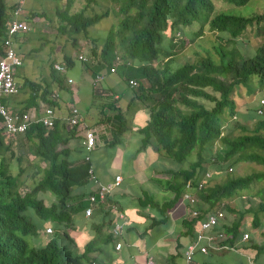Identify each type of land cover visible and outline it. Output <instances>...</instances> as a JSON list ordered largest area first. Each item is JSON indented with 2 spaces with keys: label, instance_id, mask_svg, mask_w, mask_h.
Wrapping results in <instances>:
<instances>
[{
  "label": "trees",
  "instance_id": "trees-1",
  "mask_svg": "<svg viewBox=\"0 0 264 264\" xmlns=\"http://www.w3.org/2000/svg\"><path fill=\"white\" fill-rule=\"evenodd\" d=\"M18 1L8 3L7 0H0V58L13 12L17 8L21 12L23 10ZM36 1L54 3L57 33L70 37L74 46L77 36L88 37L89 29L109 15L107 11L91 15L87 14L88 10L103 2L109 3L118 19V28L109 30L103 45L99 46L95 37L90 39L95 44L90 51L91 60L83 64L95 78L104 70L111 74L113 69V74L120 76L133 92L132 102L140 101L149 109L147 124L138 130L143 136L142 147H153L162 159L175 166L171 171L173 182L170 186L175 200L182 195L186 183L191 182L195 192L192 195L197 200L196 210L201 215L194 220L196 225L206 215L223 212V201L240 197L242 192L251 189L252 184L264 182V115H257L256 110L250 115L239 113L233 99L236 90L244 89L247 95L252 96L257 88L264 89V43L251 57H241L219 48L216 50L218 61L209 55L194 63L175 66L173 60L177 48L184 45L179 33L183 28L200 24L195 33V37H200L207 25L211 31L225 33L234 40L242 36L248 27L260 26L264 22V12L250 17L229 13L214 15L211 0H84L79 10H74L75 0ZM223 1L235 7L250 2ZM31 12L29 18L22 20L32 22L36 17H45V13ZM167 30L171 31L168 39L163 35ZM27 38V33L15 37L18 50L25 45L21 39ZM75 61L79 60L65 56L66 66L62 65L67 71L75 65ZM18 70L14 74L18 92L4 98L3 104L11 113L18 115L49 106L55 120L52 128H46L40 122H31L25 133L9 138L4 135L0 118V264H89L95 240L78 254L73 248L74 241L67 233L68 230L74 231V216L81 209L85 210L89 204L86 198L93 194L76 192L92 184L88 174L91 161L80 162L70 155L71 142L79 140L83 148L81 133L87 128L68 125L67 107L66 116L58 114L64 110L65 101L61 94L65 91L71 94V91L70 87L63 86L64 78L53 65L50 67L52 82H46L43 90L39 83L24 80L21 88L27 90L28 95L23 99L17 98L20 90L17 78L21 77ZM130 80L137 82L136 88L129 87ZM114 119L124 124L120 113ZM228 119L234 120V128L224 133L223 127ZM243 120L253 121L252 128L248 129ZM234 129L241 133L233 135ZM116 134L112 136L118 137ZM112 139L118 142L115 137ZM216 144L220 147L218 151H214ZM195 151L197 160L187 162L188 168H180ZM242 162L256 164L262 170L244 177L231 176L232 167ZM12 163L17 167L16 172ZM210 163L215 165L219 174L229 172L228 177L222 183H215L212 176L198 191L195 183L203 174L204 165ZM41 193L51 194L54 202L46 205L40 199ZM253 197H258L259 201L255 203L247 199L244 203L249 202L248 207L242 205L237 209L225 206L235 216L230 226L223 228L228 237L225 244L235 246L239 242L246 215L252 216L254 229L262 227L260 217L264 214V188ZM47 227L52 229L53 235L41 248H30L18 235H47ZM106 228L105 224H99L96 234H102ZM192 228L193 225H190ZM111 238L110 234L107 235L105 242ZM249 246L257 254L264 250L263 246L257 247L253 243Z\"/></svg>",
  "mask_w": 264,
  "mask_h": 264
},
{
  "label": "crops",
  "instance_id": "crops-1",
  "mask_svg": "<svg viewBox=\"0 0 264 264\" xmlns=\"http://www.w3.org/2000/svg\"><path fill=\"white\" fill-rule=\"evenodd\" d=\"M93 90L89 106L77 108L83 126L95 131L97 136L96 147L89 154L91 167L101 185L113 183L115 177H120L121 181L109 198L94 208L92 217L86 218L83 209L74 216L75 229L67 233L74 241L75 252L80 254L90 241L95 240L89 264H147L150 259L154 264H182L180 261L184 264H223L230 253L251 261L255 250L247 243L237 242L233 251L213 249L208 254L196 253L190 263L186 262L183 252L195 239L196 222L188 216L192 206L184 199L186 192L175 200V193L170 189L171 171L175 166L162 159L153 147H142L143 136L138 130L147 124L149 109L134 100V104L141 105L136 106L127 123L125 110L130 108L129 102L132 103L134 98L127 99L120 107L121 97L110 88L105 90L100 86ZM119 113L124 124L113 120ZM114 133H118V137L112 136ZM70 147V155L83 162L86 152L80 147L79 140L71 142ZM94 189V185L89 184L76 192L86 194ZM103 213H107L105 218ZM120 214L123 219H119ZM99 224H105L107 228L97 235L95 230ZM115 224L122 226V233L117 238L111 232ZM190 225H193L192 229ZM109 234L112 238L105 242ZM116 243L121 244L119 250L115 248Z\"/></svg>",
  "mask_w": 264,
  "mask_h": 264
},
{
  "label": "rangeland",
  "instance_id": "rangeland-1",
  "mask_svg": "<svg viewBox=\"0 0 264 264\" xmlns=\"http://www.w3.org/2000/svg\"><path fill=\"white\" fill-rule=\"evenodd\" d=\"M211 1L215 8L214 15L219 13H229L240 17H250L252 15L262 14L264 12V0H250L247 5L242 7L229 5L223 0ZM7 2L12 3L13 0H7ZM83 3L84 0H75L74 10H79ZM53 4L54 3L36 0H25L23 3V10L20 13L21 19L25 17L29 18L32 15L31 10L37 11L38 14L45 13V17L39 16L34 18L32 22H28L30 25V31L27 33L28 40L21 39V43H23V41L25 42V45L21 50H18V47L16 46L17 53L23 60V66L20 67V69L18 68V72L20 73L21 77L17 78V83L20 87L17 98L23 99L28 95V91L22 90L21 88L25 79H28L34 83H39L41 85V90H43L45 88L46 82H52V77L50 75L51 65L54 67L56 64H64L65 56L76 60L81 55L86 59V62L75 61V65L72 68L67 69L64 74H60L64 78V87L66 86V78H71L74 82L73 88H69L71 94H68L66 91L63 92L65 97L62 99L65 100V105L64 110L62 109L58 113L60 115L62 113L67 114V110L69 111L71 107L82 109L89 106L92 92H94V86L92 84L94 79L92 80L91 74L87 71L86 65L83 63H89L91 60L90 51L95 44L90 39L95 37L98 39V45H103L109 30L118 28V19L115 18V15L113 14L108 2H103L98 6H94L91 10H88L87 14L100 15L107 11L109 15L102 18L95 26L89 29L88 37L84 38L83 35L77 36L76 46H74L70 37L57 33V24L56 19L54 18ZM199 26L200 24L194 23L192 27L183 28L181 32H179L180 39L184 42V45L182 48L178 47L176 50V54L173 57L175 66H181L185 63H194L200 58H205L209 55L214 60L218 61L219 59L216 54V50L219 48H222L226 52H233L236 55H240L241 57H251L255 54L257 48L264 43V22L260 24V26L248 27L242 36L234 40L230 39L225 33L211 31L207 25L204 27L201 36L195 37V33L198 32ZM163 35L167 38L171 35V31L167 30L163 33ZM165 45L166 43H164V46ZM103 73H106V71L104 70V72L99 74V76L102 77V80L99 81L96 87L99 88L101 86L105 90L110 88L114 94H117L121 97L120 107H123L127 99L133 98V92L126 86L124 80H122L120 76ZM253 82L255 84V80ZM77 99L80 101L78 102ZM233 99L236 102L237 111L239 113L243 115H250L254 110H256L258 105H260V101L264 100V89L258 90L257 88L254 95L252 96L247 95L244 89L236 90L233 95ZM98 101H100V99ZM129 103L130 108H126V112L124 114V118L128 120L127 123L130 122L132 113L134 110H136V106L141 105L138 104L141 103L140 101L136 104H134V102ZM232 121L234 120L228 119V121L224 124V133H227L234 128ZM243 123L248 129H251L253 126V121H244ZM240 133L241 132L238 129H234L232 132L233 135H239ZM5 143H7V141H5ZM219 149V145L216 144L214 146V151H218ZM196 160L197 157L195 151L188 157L186 163H183L179 167L182 169L188 168V163ZM215 162L216 161L214 160L213 163ZM213 163L204 165V170H202L201 173L208 171L210 172L211 177L213 176L212 181L214 180L215 183L224 182L228 177L227 174L229 172H220V174L217 173ZM12 165L14 172H16L17 167L15 166V163H12ZM232 168L233 172L230 174L233 177H244L253 173V171L262 170L261 166L246 162L236 163ZM250 188L251 189L249 191L242 192L240 197L238 196L232 200L223 201L224 207L222 208L221 206V208L226 218L230 219V221H233L235 216L230 214L226 210L225 206H231L237 209H240L242 205H246V207H248L249 202L244 203L247 201V199L257 203L259 198L253 197V195L257 191L264 188V182L254 183L250 186ZM40 199H42L46 205H50L51 202H54L53 199L55 198L51 194L41 193ZM260 220L262 227L260 229H254L252 226V216L246 215L244 217V220L242 221V229L249 233V240L246 242L247 244L253 243L257 247H264V214H261ZM47 224L52 225L50 222ZM18 235L27 243L30 248H41L44 246L46 240H49L53 234H47L49 236L44 234L39 237H34L31 235L23 236L21 234ZM252 254L251 261H249L248 258L238 256V254L235 253H230L228 256H225V258H219H224L226 260L223 264H264V250L259 254H257V251L255 250V252ZM180 263L184 264L183 261H180Z\"/></svg>",
  "mask_w": 264,
  "mask_h": 264
},
{
  "label": "built area",
  "instance_id": "built-area-1",
  "mask_svg": "<svg viewBox=\"0 0 264 264\" xmlns=\"http://www.w3.org/2000/svg\"><path fill=\"white\" fill-rule=\"evenodd\" d=\"M23 3V0L18 1L19 5H23ZM20 12V8L15 9V11L13 12V17L7 25L6 36L3 41V56L0 58V118L2 120L1 127L4 130V135L9 138H13L16 135L25 133L31 122H40L44 127L52 128L55 120L54 112L49 106L40 108L38 111L32 110L30 113L18 115L11 113L8 107L3 104L4 98L14 96L18 92V86L14 80V74L16 73L18 68L22 66L23 60L16 51L15 37L26 34L30 31L29 23L20 18ZM78 60L81 62H86V59L81 55L78 57ZM54 69L61 74H64L66 72V69L63 65L56 64L54 65ZM110 73L113 74L115 72L112 69L110 70ZM100 80H102V77L97 75L93 81V86L95 89H97L96 85ZM65 83L70 88H72L74 85V82L71 78H66ZM128 85L131 89H134L137 87V82L135 80H130L128 81ZM263 107L264 100H261L260 105H258V107L256 108L257 115H264V112L262 110ZM66 122L71 127L81 126V128H84L83 125H79L81 124V117L79 111L74 107H71L69 109V114L66 118ZM96 143L97 136L95 131L84 129L82 131L81 145L86 152V155L84 157L85 162H90L89 154L96 147ZM88 174L95 189L92 191L93 194H91L87 198L89 206L84 210V216L86 218L92 216L94 208L97 206L100 207L109 198L113 189L119 186L121 181L120 177H115L113 183L101 185L94 175L91 166L88 170ZM210 179V172L205 171L199 178V181L195 183L197 190L200 191L204 187V185L208 181H210ZM192 190L193 189L191 182H187L184 186V192H186L184 195V199H186L189 202L190 206H192V209L189 211L188 216L191 220L194 221L197 220L201 215L199 211L196 210L197 200L196 197L191 194ZM119 219H123V216L121 214L119 215ZM230 224L231 221L226 218L224 212L222 211H217L215 214L206 215L204 219L200 220L196 225L195 239L186 246L183 252V256L186 262L190 263L196 253L208 254L209 250L218 248L227 251L235 250V246H227L224 243L228 239V237L225 235L223 228L226 226H230ZM111 230L113 236L117 238L122 233V226L119 224H115L111 228ZM45 232L47 234H52V229L47 228ZM248 240L249 233L244 232L238 243H244ZM115 248L116 250H119L121 248V244L116 243ZM147 264H154V261L150 259L147 261Z\"/></svg>",
  "mask_w": 264,
  "mask_h": 264
}]
</instances>
